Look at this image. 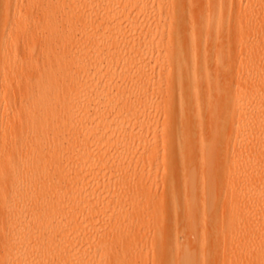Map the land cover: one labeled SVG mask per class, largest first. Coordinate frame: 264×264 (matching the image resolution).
Returning a JSON list of instances; mask_svg holds the SVG:
<instances>
[{"label":"bare ground","instance_id":"6f19581e","mask_svg":"<svg viewBox=\"0 0 264 264\" xmlns=\"http://www.w3.org/2000/svg\"><path fill=\"white\" fill-rule=\"evenodd\" d=\"M156 213L154 264H264V0H0V264H148Z\"/></svg>","mask_w":264,"mask_h":264},{"label":"rangeland","instance_id":"374dc122","mask_svg":"<svg viewBox=\"0 0 264 264\" xmlns=\"http://www.w3.org/2000/svg\"><path fill=\"white\" fill-rule=\"evenodd\" d=\"M54 3H56V2H53V4ZM54 5L56 6V4H54ZM24 12H26V9L24 10ZM38 12H41V10H39ZM55 16L57 17L58 13H55ZM43 26H47V23H43ZM21 33H23V32H21ZM61 47H62V44L55 46V51L60 52L62 50ZM43 54L46 56L47 52H45ZM61 57H64V54H62ZM56 67L59 68L60 66L57 64ZM36 79H37V75H36V77L33 78V81H35ZM38 79H39V77H38ZM38 79L36 81H38ZM33 104L35 106L34 108H37V110L39 111L40 110L39 103L35 102ZM158 177H159V179L161 178V176H158ZM155 197H156L155 199L159 200L162 198V195H161V193H159ZM157 219H160L163 222L164 227H163V225L162 226L154 225L151 222L145 223V225H144L145 227L150 225L151 227L159 228V229L156 230V233H153V231L149 232V230H148V232L145 234V236H143L141 238V242H140V248L145 247L146 245H147V247H150V253L147 255H144V257L147 256L146 262L148 261V264H154V262L159 261L160 257H162L164 259V261L167 262L168 257L165 256V254L169 250V248L171 247L172 242H173L171 236L165 235V227L169 223V219L166 218L164 215H160V214L156 213L153 217V220H157ZM162 228H163V230H162ZM160 229L163 232L160 231ZM185 239H186L185 235L179 236L180 242H183ZM262 243L264 245V240L262 241ZM159 263L160 262H158V264Z\"/></svg>","mask_w":264,"mask_h":264}]
</instances>
